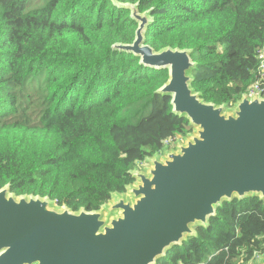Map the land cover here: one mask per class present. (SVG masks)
Wrapping results in <instances>:
<instances>
[{
  "label": "trees",
  "instance_id": "16d2710c",
  "mask_svg": "<svg viewBox=\"0 0 264 264\" xmlns=\"http://www.w3.org/2000/svg\"><path fill=\"white\" fill-rule=\"evenodd\" d=\"M127 4L150 12L155 51H192L193 88L208 103L231 107L257 82L264 0H0V190L98 211L193 132L157 94L168 71L113 48L136 39ZM196 231L156 264H254L264 202H224Z\"/></svg>",
  "mask_w": 264,
  "mask_h": 264
},
{
  "label": "water",
  "instance_id": "95a60500",
  "mask_svg": "<svg viewBox=\"0 0 264 264\" xmlns=\"http://www.w3.org/2000/svg\"><path fill=\"white\" fill-rule=\"evenodd\" d=\"M122 6L138 23L136 39L113 48L168 71L157 94L169 96L173 113L194 130L176 151L165 147L163 157L147 159L146 172L134 170L135 183L98 211L74 212L1 189L0 264H156L196 237V227H207L224 202H264V98L244 94L231 107L208 103L193 88L192 51H155L145 37L150 12Z\"/></svg>",
  "mask_w": 264,
  "mask_h": 264
},
{
  "label": "built area",
  "instance_id": "2783aa9c",
  "mask_svg": "<svg viewBox=\"0 0 264 264\" xmlns=\"http://www.w3.org/2000/svg\"><path fill=\"white\" fill-rule=\"evenodd\" d=\"M259 66L257 70V82L245 93L250 99L256 97L264 98V89L261 80L264 79V48L258 52Z\"/></svg>",
  "mask_w": 264,
  "mask_h": 264
},
{
  "label": "rangeland",
  "instance_id": "374dc122",
  "mask_svg": "<svg viewBox=\"0 0 264 264\" xmlns=\"http://www.w3.org/2000/svg\"><path fill=\"white\" fill-rule=\"evenodd\" d=\"M184 140L182 138H177L175 139L174 141H171V142H167L166 143V147H169V150L170 151H176L177 150V146L179 143H183ZM161 157H163V153L160 154ZM150 165L146 162V163H143V164H140L139 167H138V170L140 172H146L147 168L149 167ZM264 257H261L259 258L254 264H260V259H262Z\"/></svg>",
  "mask_w": 264,
  "mask_h": 264
}]
</instances>
